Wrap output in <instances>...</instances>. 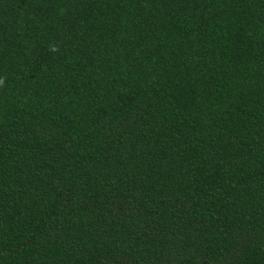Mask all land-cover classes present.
Instances as JSON below:
<instances>
[{
    "label": "trees",
    "instance_id": "trees-1",
    "mask_svg": "<svg viewBox=\"0 0 264 264\" xmlns=\"http://www.w3.org/2000/svg\"><path fill=\"white\" fill-rule=\"evenodd\" d=\"M0 264H264V0H0Z\"/></svg>",
    "mask_w": 264,
    "mask_h": 264
}]
</instances>
